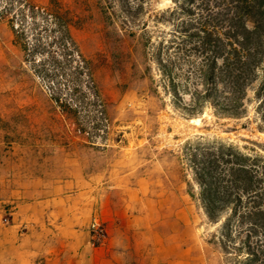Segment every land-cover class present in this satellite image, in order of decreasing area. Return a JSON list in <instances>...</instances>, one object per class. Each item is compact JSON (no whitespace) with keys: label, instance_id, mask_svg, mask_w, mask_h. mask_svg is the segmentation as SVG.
I'll use <instances>...</instances> for the list:
<instances>
[{"label":"rangeland","instance_id":"1","mask_svg":"<svg viewBox=\"0 0 264 264\" xmlns=\"http://www.w3.org/2000/svg\"><path fill=\"white\" fill-rule=\"evenodd\" d=\"M31 1L39 6L56 2L67 12L77 47L90 61L100 101L96 104L84 88L79 91L83 100L78 99L74 86L61 77L68 102L60 107L52 99L51 84L35 72L32 57L15 43L7 19H0L4 145L43 148L48 154L56 148L73 152L98 186L99 196L120 193L130 214L140 212V250L121 253L107 238L97 247L98 259L227 264L223 252L209 242L216 226L196 199L199 189L186 147L197 140H218L264 157V119L255 92L247 91L244 113L236 118L218 115L209 104H194L188 95H172L155 54L157 43L169 39L171 29L170 23L156 18L173 6L172 0H148L142 11L144 26L140 9L134 24L112 21L119 6L115 3L113 9L106 0ZM146 38L151 43L147 48ZM192 117L200 118L199 124L190 123Z\"/></svg>","mask_w":264,"mask_h":264},{"label":"trees","instance_id":"2","mask_svg":"<svg viewBox=\"0 0 264 264\" xmlns=\"http://www.w3.org/2000/svg\"><path fill=\"white\" fill-rule=\"evenodd\" d=\"M106 1L113 9L119 6L112 21L134 24L140 9V25H145L142 11L148 0ZM172 2L156 18L171 24L170 38L155 47L172 95H188L194 104H209L218 115L236 118L244 113L252 89L264 119V0ZM0 19H7L15 43L51 84L52 99L60 107L68 102L61 77L74 86L78 99L83 100L79 91L84 88L96 104L100 101L90 61L79 51L71 18L59 3L0 0ZM149 44L146 38L144 46ZM186 157L199 189L196 199L216 226L209 242L227 264H264V157L218 140L188 144Z\"/></svg>","mask_w":264,"mask_h":264},{"label":"crops","instance_id":"3","mask_svg":"<svg viewBox=\"0 0 264 264\" xmlns=\"http://www.w3.org/2000/svg\"><path fill=\"white\" fill-rule=\"evenodd\" d=\"M97 187L73 152L7 147L0 135V264H126L98 259L88 226L99 217L111 246L139 251L140 212Z\"/></svg>","mask_w":264,"mask_h":264},{"label":"built area","instance_id":"4","mask_svg":"<svg viewBox=\"0 0 264 264\" xmlns=\"http://www.w3.org/2000/svg\"><path fill=\"white\" fill-rule=\"evenodd\" d=\"M88 232H89V244L91 247H97L103 244L108 238V233L106 230L105 223L97 218H93L91 220L88 226ZM36 264H42V262L38 261Z\"/></svg>","mask_w":264,"mask_h":264},{"label":"bare ground","instance_id":"5","mask_svg":"<svg viewBox=\"0 0 264 264\" xmlns=\"http://www.w3.org/2000/svg\"><path fill=\"white\" fill-rule=\"evenodd\" d=\"M189 122L192 123V124H199L200 118L192 117V118L189 119Z\"/></svg>","mask_w":264,"mask_h":264}]
</instances>
